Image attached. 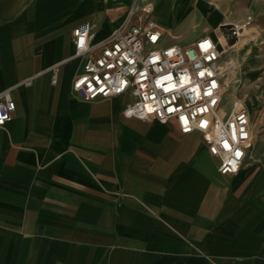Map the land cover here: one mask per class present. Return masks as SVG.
<instances>
[{
    "label": "crops",
    "instance_id": "crops-1",
    "mask_svg": "<svg viewBox=\"0 0 264 264\" xmlns=\"http://www.w3.org/2000/svg\"><path fill=\"white\" fill-rule=\"evenodd\" d=\"M169 2L161 17L155 0L154 16L165 43L180 44L159 20L175 22ZM240 2L261 72L264 0ZM224 7L228 25L239 12ZM84 13L85 0H0V92L16 102L0 128V264H264V132L238 172L222 175L200 134L126 118L130 93L82 100L72 31L91 22ZM186 21L202 23L195 12Z\"/></svg>",
    "mask_w": 264,
    "mask_h": 264
},
{
    "label": "built area",
    "instance_id": "built-area-1",
    "mask_svg": "<svg viewBox=\"0 0 264 264\" xmlns=\"http://www.w3.org/2000/svg\"><path fill=\"white\" fill-rule=\"evenodd\" d=\"M154 10L155 0H133L124 23L99 41L93 40L91 22L74 27V56L83 63L73 92L88 102L130 93L126 118L175 120L182 134L202 136L209 154L219 159L220 174L238 172L252 141L251 116L240 101L222 112L225 86L218 44L207 34L188 44L165 43ZM252 20L247 16L229 23L226 40L238 39ZM58 67L52 68L54 84ZM15 110L11 89L0 92V128Z\"/></svg>",
    "mask_w": 264,
    "mask_h": 264
},
{
    "label": "rangeland",
    "instance_id": "rangeland-1",
    "mask_svg": "<svg viewBox=\"0 0 264 264\" xmlns=\"http://www.w3.org/2000/svg\"><path fill=\"white\" fill-rule=\"evenodd\" d=\"M124 1L125 0H85V13H84L83 18L86 20H90L91 23L93 22L92 23L93 35L97 34V32L100 30V27L104 23L108 22V25L111 27V26H113V23L119 24L121 22L123 16L127 12L126 11L127 8H129V5L132 4V0L128 3H125ZM209 1H211V2H220L221 1V3L225 2L226 4H228V8L226 10L227 15L231 14V12L234 10L238 11L239 13L237 14L236 18H234L232 20V22L236 21V20H240L241 18H246L247 16L252 15L251 11L250 12L247 11L245 14L240 15V12L242 10V8H241L242 6H241V2H240L241 0H216V1L209 0ZM166 2L167 1L162 2L157 7L161 17H162V14L167 15V13H168V7H167L168 5ZM251 4H252V0H250V2L248 3V7H249L248 10H251ZM216 16H217L216 17L217 21L215 24L214 23L211 24L209 31L205 30V24L204 23L198 24L196 27H194V26H192L194 22L191 23V22L186 21V23H182L179 25L175 24L174 29L173 30L171 29L169 34H168V32H166V36L171 41H179L180 40L182 42V43L180 42V44H186V43L194 40L195 38H197L203 34L209 35V34H214L216 32L222 33V35L225 38V37H227V34L230 31V25H225V24L222 25V23L223 22H229V21H227L225 19V17H222L221 12L219 14H217ZM186 20H188V19H186ZM160 21L163 23H167L162 18L160 19ZM248 28H249V33L247 35V41H245L246 40L245 34H247V33H245L244 36L242 35L238 39L237 38L228 39L226 41V43H227V48L229 50L232 49L231 50L232 58H234L235 61L237 62V66L235 67V69L233 70V73L231 75L232 78L234 77L232 80L237 79V78H239V79L244 78L243 76H244L245 71H247L249 73V77L251 79L250 84H252L251 85L252 86V95H253L254 100H255V104H254L253 108H250L252 133H253V135H252L253 139H252V145L251 146L254 149L256 146V143L261 138V135L264 132V69L262 67L261 72H259L258 69H257V71L254 72V62H253L254 55L251 53H254L253 52V44H254V39L256 41V36L254 34L252 23H251V25L248 26ZM110 32H111V30H108L107 34L104 36V38H102V35H101V39L107 38L108 34ZM257 39H258V37H257ZM93 40H94V37H93ZM235 44H237V47L236 46L233 47V45H235ZM226 53L227 52L223 51V52H221V55L223 56V59L227 62V61H230V59H228L229 55ZM239 68H241V69H239ZM229 70H231V69H229ZM225 74H226V72L224 73V77H223L224 78V86H225L224 102H225V104H227L226 99L228 98V94L231 92L232 86L236 80L227 81L225 78L226 77ZM226 109L228 112L229 106H226ZM251 146H250V148H251ZM249 155H250V153H249Z\"/></svg>",
    "mask_w": 264,
    "mask_h": 264
},
{
    "label": "bare ground",
    "instance_id": "bare-ground-1",
    "mask_svg": "<svg viewBox=\"0 0 264 264\" xmlns=\"http://www.w3.org/2000/svg\"><path fill=\"white\" fill-rule=\"evenodd\" d=\"M130 1L131 0H125L124 2L128 3ZM165 1L168 2V0H159V4L158 5H160L162 2H165ZM214 1H216V0H214ZM169 3L171 4V2H169ZM224 3L225 2L221 3V1L220 2H211L209 0H177V2L175 4H171L172 11L176 15L175 22L168 23V24L165 23V24L169 28L174 29L175 24H177V25L181 24L182 23V19H185L186 15H189L190 13L195 12V15L198 16L199 19H201L202 23L205 24V30L209 31L210 30V26L213 23L212 21L213 20H217V18H216L217 16L216 15L219 14L220 12L221 13L224 12V10H225ZM188 4H190V8L189 9H188ZM158 5H157V7H158ZM157 7H156V12L158 14L159 11H158ZM163 16L164 15H162V17ZM125 19H126V15L123 16V18H122V20H121V22L119 24L113 23V26H111V30H114L115 28H117L120 25H122L124 23ZM159 20H160V18H159ZM245 33H247V34H245ZM248 33H249V28L246 27V28H244L241 31L240 36H242V35L244 36V34H245V37H246L245 41H247ZM209 35L218 44V46L220 47V49H219L220 55H221V52H223V51L227 52L226 54L229 55L228 56V59H230L229 63H226V61L223 59V56L221 55L222 63H220V66L223 69V72L224 73L226 72V74H225L226 80L227 81H231L234 78V77L232 78L231 75L233 73V70L237 66V62L235 61L234 58H232V54H231V50L232 49L229 50L227 48L226 39L224 38L222 33L216 32L213 35H211V34H209ZM237 44L233 45V47H235V46L237 47ZM251 54L254 55V53H251ZM229 69H231V70H229ZM239 69H241V68H239ZM243 77L244 78H242V79H239V78L234 79L236 81L234 82V84L232 86L231 92L228 94V98L226 99L227 104L224 105V107L222 109V112L227 111L226 106H229V111H230L233 103L235 101H240L241 104L244 105L248 109V111H249V113L251 115L250 108H253L254 102L252 101L253 100L252 99V95L249 92L250 81H251L250 77H249V73L247 71H245ZM234 80H232V81H234Z\"/></svg>",
    "mask_w": 264,
    "mask_h": 264
}]
</instances>
